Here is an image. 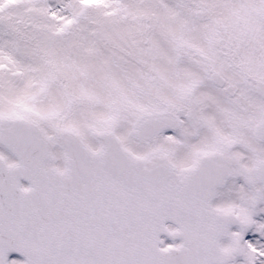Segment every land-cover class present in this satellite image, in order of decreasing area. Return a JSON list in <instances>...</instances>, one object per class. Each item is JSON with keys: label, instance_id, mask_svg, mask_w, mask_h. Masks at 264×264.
<instances>
[{"label": "snow or ice", "instance_id": "snow-or-ice-1", "mask_svg": "<svg viewBox=\"0 0 264 264\" xmlns=\"http://www.w3.org/2000/svg\"><path fill=\"white\" fill-rule=\"evenodd\" d=\"M0 264H264V0H0Z\"/></svg>", "mask_w": 264, "mask_h": 264}]
</instances>
